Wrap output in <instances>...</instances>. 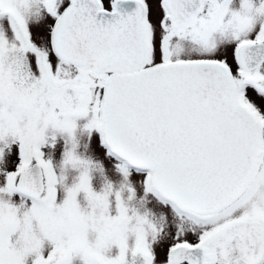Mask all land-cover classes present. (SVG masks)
I'll return each mask as SVG.
<instances>
[{
  "label": "snow or ice",
  "instance_id": "obj_1",
  "mask_svg": "<svg viewBox=\"0 0 264 264\" xmlns=\"http://www.w3.org/2000/svg\"><path fill=\"white\" fill-rule=\"evenodd\" d=\"M0 264H264V0H0Z\"/></svg>",
  "mask_w": 264,
  "mask_h": 264
}]
</instances>
